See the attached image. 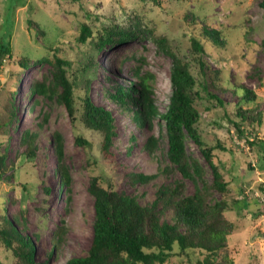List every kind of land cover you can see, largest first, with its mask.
I'll return each mask as SVG.
<instances>
[{"label": "rangeland", "instance_id": "rangeland-1", "mask_svg": "<svg viewBox=\"0 0 264 264\" xmlns=\"http://www.w3.org/2000/svg\"><path fill=\"white\" fill-rule=\"evenodd\" d=\"M260 1L160 0L157 4L152 0H0V42L10 43L12 57L27 55L33 61L42 57L53 59L57 55L69 62L68 75L72 80L77 79L79 86L83 84L81 73L90 70L84 63L93 57L96 67L89 95L115 116L116 137L111 147L114 162L104 163L98 150V134L83 130L90 146L77 144L65 106L52 98L31 94V83L46 76L50 78L51 65L31 62L18 69V78L10 80V70L16 66L4 54L0 65V125L10 109L15 116L9 125L0 126V153L6 154L9 172L13 174L12 178L0 181V212L4 211L10 218L17 214L24 219L25 233L35 239L38 261L46 259L52 248V233L61 224L66 227V233L51 264H65L69 258L87 254L95 216L88 186L91 176L102 170L112 177L116 190L135 196L142 205L155 199L161 185H171L177 180L185 182L188 194L194 190V183L171 167L165 156L168 138L162 118L155 117L151 128L139 129L129 113L103 96L106 88L134 81L133 74L140 69V74L147 72L154 76L152 98L159 112L167 108L172 92V60L150 37L143 34L124 44H106L100 48L95 43L97 32L112 23L125 24L128 17L139 15L156 37H165L180 58L191 62L194 75L198 76V69L190 38L195 36L204 46L206 65L219 70V84L225 90L211 92L219 95L224 106L206 99L198 102L199 132L207 145L213 146L219 140L232 150H215L217 165L233 189L226 211L234 224L233 234L227 238L232 264H264V119L258 127L246 126L243 138L229 121L238 120L235 108L240 95L233 93L238 85L246 86L256 95L242 107L257 106L264 115V11ZM28 19L37 22L42 33L30 26ZM84 23L91 37L84 35L87 39L82 42L79 36ZM246 27L250 30L244 33ZM203 28L219 30L224 47L213 46L202 35ZM80 91L81 88L77 89L76 94ZM37 124H42L40 129ZM26 128L38 130L34 157H28L25 146L19 142ZM54 132L62 135L63 163L71 175L69 189L64 188L61 194L55 173L58 160L49 141ZM151 135L157 139L153 153L145 148ZM247 137L255 143L248 144ZM186 146L188 153L205 167V178L212 180V170L197 144L187 138ZM139 172L156 177L146 184H131L128 175ZM221 197L213 193V200ZM234 198L239 199L237 203ZM171 216L167 212L164 218L170 221ZM197 257L199 252L192 251L175 255L163 264H191ZM12 261L11 252L0 243V264Z\"/></svg>", "mask_w": 264, "mask_h": 264}, {"label": "trees", "instance_id": "trees-1", "mask_svg": "<svg viewBox=\"0 0 264 264\" xmlns=\"http://www.w3.org/2000/svg\"><path fill=\"white\" fill-rule=\"evenodd\" d=\"M152 1L160 3V0ZM259 5L264 11V0H261ZM27 21L38 33H42V28L37 22L31 19ZM244 30L246 33L250 28L246 27ZM202 33L213 46L224 47L225 42L221 39L219 30L203 28ZM86 34L91 37V31L84 23L80 29L79 40L85 42ZM143 34L150 37L172 60L170 72L172 92L166 110L160 113L152 98L153 74L147 72L140 74V69L133 74L134 81L128 84L121 82L110 89L106 88L103 96L118 105L120 110L129 113L139 129L151 128L155 117L162 118L168 138L165 156L171 167L184 179L194 183V190L188 194L185 182L177 180L171 185H161L155 193V199L149 204L142 205L135 196L116 190L112 177L104 170L98 175L91 176L88 191L94 199L95 210L91 244L86 255L69 258L65 264H163L175 255H185L192 251H198L200 257L191 264H232L227 238L233 234L234 224L227 217L226 211L229 209L228 197L233 189L217 165L215 153L216 149L232 150L219 140L213 146L207 145L202 140L198 127L199 101L206 99L209 103L224 106L219 95L211 92L225 90L219 84V70H212L206 65L203 58L204 46L195 36L190 38L191 53L195 57L198 69V76L194 75L191 62L180 58L165 37H156L154 30L139 15L128 17L125 24L108 25L102 32H97L95 43L98 48L106 44H124ZM10 50V43L5 45L0 42V65L3 64L4 54H7L13 66H16L10 70V80L18 78L16 76L20 67L25 68L31 62H48L51 65L50 78L46 76L43 80L31 83V94L52 98L63 104L74 127L75 142L88 147L90 141L82 131L98 134L101 160L104 163H113L114 154L111 147L116 137L115 116L105 105L96 104L89 95L96 67L94 58L89 57L84 63L90 70L86 69L81 73L83 84L79 86L77 79L72 80L68 75L67 60L57 55H54L53 59L42 57L33 61L27 55L13 58ZM79 88L82 91L76 94ZM236 88L233 93L240 95L235 108L238 120L231 118L229 121L238 136L243 138L245 127L254 128L255 125L258 127L263 123L264 115L257 106L242 107L244 103L249 104L256 97L252 90L242 85ZM238 92L241 94H237ZM14 116V110L10 109L7 119L0 126L9 125ZM37 125V129L42 126ZM38 136V130L29 128L21 133L19 142L25 146L28 157L35 155ZM187 138H191L200 148L212 170V180L205 178V167L188 153ZM132 139H135L134 135ZM49 141L58 160L55 173L61 194L64 188L69 189L71 183L70 172L63 163L62 135L54 132ZM245 141L250 145L255 143L248 137ZM156 146L157 139L151 135L145 148L153 153ZM248 164L250 165V162ZM9 169L10 163L6 161V154L0 153V181L12 178L13 174ZM155 177V174L142 172L128 175L131 184H146ZM214 192L222 197L213 200ZM238 200L234 198L235 203ZM67 201L69 202L68 198ZM167 212H171L170 221L164 218ZM26 230L27 226L20 216L15 214L10 218L4 211L0 212V243L11 252L13 256L11 264H51V259L56 258L61 249L66 233L64 224L59 225L52 233V248L43 261L36 259L35 239L25 233ZM35 236L39 238L38 234Z\"/></svg>", "mask_w": 264, "mask_h": 264}]
</instances>
